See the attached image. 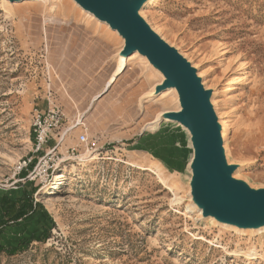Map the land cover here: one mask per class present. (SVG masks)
<instances>
[{
  "label": "rangeland",
  "instance_id": "374dc122",
  "mask_svg": "<svg viewBox=\"0 0 264 264\" xmlns=\"http://www.w3.org/2000/svg\"><path fill=\"white\" fill-rule=\"evenodd\" d=\"M143 12L208 74L231 124L226 159L242 165L236 178L264 188V0H155ZM121 44L72 0H0V198L16 200L26 186L38 208L0 228L2 247L29 238L0 264H264V233L196 219L188 136L159 120L177 109L176 96L151 97L160 76L134 58L117 74ZM237 60L248 75L233 74L241 83L226 98L223 66ZM49 104L64 122L36 155L31 113Z\"/></svg>",
  "mask_w": 264,
  "mask_h": 264
},
{
  "label": "water",
  "instance_id": "95a60500",
  "mask_svg": "<svg viewBox=\"0 0 264 264\" xmlns=\"http://www.w3.org/2000/svg\"><path fill=\"white\" fill-rule=\"evenodd\" d=\"M4 1L13 4L22 0ZM72 1L120 37L123 47L117 61L119 58L127 60L136 52L147 58V66L159 74L161 80L151 90L154 91L151 97L174 90L178 107L175 111L163 112L159 120L181 125L180 130L188 136L191 157L187 164V185L190 204L195 206V211H200L199 219H213L243 230L263 227L264 188H251L236 178L240 164H231L226 159L221 126L211 104L214 91L203 85L198 69L157 34L140 14L149 0Z\"/></svg>",
  "mask_w": 264,
  "mask_h": 264
},
{
  "label": "bare ground",
  "instance_id": "6f19581e",
  "mask_svg": "<svg viewBox=\"0 0 264 264\" xmlns=\"http://www.w3.org/2000/svg\"><path fill=\"white\" fill-rule=\"evenodd\" d=\"M38 1H41V0H22L20 2H15L13 4H10L11 6H21V5H27V4H30L31 2H38ZM155 0H149L144 6H143V9H145L146 7H150L153 3H154ZM143 9L142 11L140 12V14L144 16V12H143ZM87 14V13H86ZM88 15V14H87ZM89 17H92L91 15H89ZM97 24H99L100 26H103V27H107L106 24L104 23H100V22H97V20H95ZM153 29V28H152ZM154 30V29H153ZM155 31V30H154ZM157 34H159V32L155 31ZM115 34V33H114ZM162 37V36H161ZM163 38V37H162ZM123 47V42L121 44V48ZM120 48V49H121ZM215 50L217 51V53L225 59V56L227 54V50L225 48H221L220 45H216L215 46ZM130 58H134L138 61H140V63L142 64H145V65H149L148 63V60L146 57L144 56H141L138 52H136L132 57ZM124 60L122 59L118 69H117V74L122 71V68H123V62ZM189 61V60H188ZM193 67L197 68L199 71L197 72V75L199 78H201V81L203 83V85L209 89L210 86H207L206 84V80H207V77H208V74L205 72V71H201L200 70V66H198L197 64H193ZM246 66L247 64L245 62H242L241 60H237L236 63H227L225 64V66H223V74H225V77L228 79V84L225 88V90L223 91V95L224 97L226 98H230V95L232 93V91H234L235 88H238V85H240L241 81L239 80L238 77H234L233 74L234 73H238L239 71L242 73L241 75L243 74H247L248 71L246 72ZM199 67V68H198ZM248 75V74H247ZM161 81V80H160ZM212 90L214 91L212 93V98H211V104L213 106V109L215 111V114L217 116V119H218V122L221 126V138L223 141L226 140V138L228 137L229 132L231 130V124H230V121L228 119V116L226 115L225 112H220L216 107V104H215V96H216V89L214 86H212ZM154 91L151 92V95H153ZM174 93V90L173 89H168L166 90L165 92H163L162 94H160V98L163 97V96H166V95H171ZM173 96V95H172ZM226 106V105H225ZM176 127L178 128H181V125L179 124H176L175 125ZM234 127V126H233ZM182 129V128H181ZM240 164V163H239ZM241 166L239 165V169L238 171L241 169L240 168ZM237 177V176H236ZM61 184V180L60 178L58 177L56 179V182L55 184H53L50 188H48V190L46 191V195H48L50 192H53V191H56L58 189V185ZM189 207L191 209H196L195 206L193 205H189ZM201 218V214H200V211L199 210H196V219H199ZM208 221H212L213 224H216L218 227L220 228H223V229H226V230H229V231H232L234 232L235 234H238V235H242V236H255V235H261L264 233V226L263 227H260V228H257V229H246V230H243V229H239L237 227H234V226H228V225H224V224H219L217 223L216 221H214L213 219H209Z\"/></svg>",
  "mask_w": 264,
  "mask_h": 264
},
{
  "label": "built area",
  "instance_id": "2783aa9c",
  "mask_svg": "<svg viewBox=\"0 0 264 264\" xmlns=\"http://www.w3.org/2000/svg\"><path fill=\"white\" fill-rule=\"evenodd\" d=\"M31 114V152L33 154L39 155L44 152V147L47 145L49 139L52 136V133H54V131H57L64 122V117L60 109L53 104L47 105L44 109H34ZM86 131V129H83L77 137V141L80 144L87 143L88 139ZM74 151V148L69 149L71 155L74 154Z\"/></svg>",
  "mask_w": 264,
  "mask_h": 264
},
{
  "label": "trees",
  "instance_id": "16d2710c",
  "mask_svg": "<svg viewBox=\"0 0 264 264\" xmlns=\"http://www.w3.org/2000/svg\"><path fill=\"white\" fill-rule=\"evenodd\" d=\"M31 195L32 192H30L25 186L22 188L21 197L16 200H10L6 196L0 198V210L3 216V219L0 221V228L5 226L8 222H15L19 219L26 218L37 211V206L35 205V207H33L32 205ZM31 238L34 240H40L35 237ZM27 240H29V238ZM27 240L19 241L18 246L14 248L0 246V253L7 252L9 255H13L20 248H26Z\"/></svg>",
  "mask_w": 264,
  "mask_h": 264
}]
</instances>
